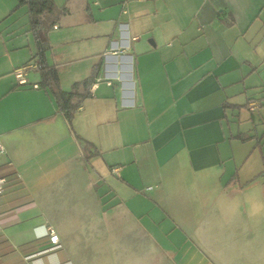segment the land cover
Masks as SVG:
<instances>
[{"label": "crops", "instance_id": "0c3cea01", "mask_svg": "<svg viewBox=\"0 0 264 264\" xmlns=\"http://www.w3.org/2000/svg\"><path fill=\"white\" fill-rule=\"evenodd\" d=\"M53 2L46 63L58 30L91 61L61 88L95 76L70 121L37 70L0 82V264H264V0Z\"/></svg>", "mask_w": 264, "mask_h": 264}, {"label": "rangeland", "instance_id": "374dc122", "mask_svg": "<svg viewBox=\"0 0 264 264\" xmlns=\"http://www.w3.org/2000/svg\"><path fill=\"white\" fill-rule=\"evenodd\" d=\"M93 28L87 27L86 30L78 32H88ZM57 31L51 30L47 34L50 45L47 49L48 54L72 50L69 56L72 60L63 64L59 71L61 82H70L86 76L91 66L90 56L84 54L89 49L87 45L89 40L71 38L64 46L58 47V40L54 39L56 38L54 33ZM35 51V39L30 28L27 6L25 4L17 6L16 0H0V82L13 81V67L34 61L28 59ZM35 76L30 73L29 79Z\"/></svg>", "mask_w": 264, "mask_h": 264}, {"label": "trees", "instance_id": "16d2710c", "mask_svg": "<svg viewBox=\"0 0 264 264\" xmlns=\"http://www.w3.org/2000/svg\"><path fill=\"white\" fill-rule=\"evenodd\" d=\"M17 1L18 5L25 4L28 9L30 28L33 31L36 42V51L30 60H34L38 63L37 71L40 74L39 84L49 90L58 106V109L62 111L66 119L70 121L77 105V101H74V98L80 99L87 93L86 91L88 85H90L94 79L95 72H92V74L81 81L74 82L70 90L66 91L62 89L56 68L46 63L45 50L47 48V43L39 35V32L44 27L54 24L57 19L58 7L54 4L53 0ZM43 13L50 15L43 18ZM79 85L84 86V91H78ZM11 251L12 247L7 238L0 232V256H5Z\"/></svg>", "mask_w": 264, "mask_h": 264}, {"label": "built area", "instance_id": "2783aa9c", "mask_svg": "<svg viewBox=\"0 0 264 264\" xmlns=\"http://www.w3.org/2000/svg\"><path fill=\"white\" fill-rule=\"evenodd\" d=\"M53 28H57V24H53L52 25ZM38 67V63L36 61H32V62H27L25 64H22L21 66L16 67L13 70V73L17 79V82L19 83H25L27 82V78H26V72L29 70H37ZM102 79L101 76H98L95 78V82L92 83L91 85V89H94V87L99 83V81ZM107 84H110V80H106ZM34 86H37V84H33ZM249 107L251 109H253L256 106V103L251 101L248 103ZM4 152V147L3 145L0 143V153ZM5 183H6V178L5 177H0V194H2L4 192V188H5ZM45 235L47 236V240L49 243V246L45 249V250H50L53 248H56L57 246H59V239H58V235L55 232L54 228L52 226H48L46 228V232Z\"/></svg>", "mask_w": 264, "mask_h": 264}, {"label": "bare ground", "instance_id": "6f19581e", "mask_svg": "<svg viewBox=\"0 0 264 264\" xmlns=\"http://www.w3.org/2000/svg\"><path fill=\"white\" fill-rule=\"evenodd\" d=\"M129 64H130V61H129L128 57H125V56L117 57L116 61H114V63H113V67L116 66V69H114L113 75L114 76L116 75L118 78L123 80L124 84H125V82L130 81L129 75H127L126 74L127 71H125L127 68H130ZM129 73H130V71H129Z\"/></svg>", "mask_w": 264, "mask_h": 264}]
</instances>
